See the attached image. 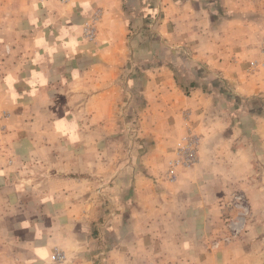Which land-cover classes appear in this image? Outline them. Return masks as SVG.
Returning a JSON list of instances; mask_svg holds the SVG:
<instances>
[{
	"label": "crops",
	"instance_id": "obj_1",
	"mask_svg": "<svg viewBox=\"0 0 264 264\" xmlns=\"http://www.w3.org/2000/svg\"><path fill=\"white\" fill-rule=\"evenodd\" d=\"M64 1L0 0V264H54L56 246L75 264H264V202L219 234L226 196H264V69L247 72L264 30L213 23L209 0ZM188 132L200 161L168 181Z\"/></svg>",
	"mask_w": 264,
	"mask_h": 264
},
{
	"label": "rangeland",
	"instance_id": "obj_2",
	"mask_svg": "<svg viewBox=\"0 0 264 264\" xmlns=\"http://www.w3.org/2000/svg\"><path fill=\"white\" fill-rule=\"evenodd\" d=\"M142 1L143 4H141V6L146 5L145 0H140ZM224 3H222V0H209V7L211 9L212 12V17L214 19L213 23L218 22L219 25H224L226 23V28H228L229 26L227 25V21L229 19H234L236 21H238V24H242L241 29L242 30H248V27L250 25V23H252L253 25H256L255 27L260 28L262 26L261 29H256V30H264V0H224ZM63 4H70L69 0L64 1ZM151 7H153L152 4H150ZM99 16V18L97 19L96 24V28H97V35H98V29H99V24H100V20H101V16H102V10L100 7H98V11L96 12ZM95 15V12L88 18H86L81 26H82V36L85 40H87L88 42H96L95 40H88L84 37L83 34V27L85 25V23L88 20H91V18ZM211 17V18H212ZM144 21L142 22V33L146 34V33H153L154 31H156L157 27L160 25L161 21H162V6H154V9L148 14L146 15L144 18ZM226 20V22L224 21ZM93 21V20H91ZM140 27V26H139ZM255 30V29H253ZM8 52H9V47L6 46ZM258 49H259V55L258 57H255L253 59H251L249 61V67L247 69L248 73L252 71H259V70H263L264 69V35L260 37L259 43H258ZM190 56V52L189 51H183L181 54V58L185 59L187 57ZM184 85V84H183ZM185 92L189 93L188 90H190V86L185 87ZM260 99V98H259ZM261 100V99H260ZM258 101V99H257ZM263 106L259 107L260 109H264V101H261ZM248 103V100H246V104ZM251 104V103H249ZM259 108L257 111H259ZM5 110V109H4ZM3 110V111H4ZM6 112H8V110H5V112H2V115H0V121L3 122V120H5V118L8 117V114H5ZM263 117H264V113H263ZM4 126V125H3ZM127 128L126 129V135L129 138H137L136 135V129L134 127H132L131 125H126ZM190 129V127L188 128V130ZM187 130V131H188ZM191 134V132H188V134ZM260 139L257 138V141H259ZM178 147L175 146V148L172 151L171 156L168 158L167 163H166V171H167V166H168V161L174 156L175 153V149ZM199 147H200V141H199ZM257 162H255V166L257 167V171L259 173H262L264 171V148L263 149H259V151H257ZM198 156H199V151H198ZM200 161V157L197 161V163L194 165H198ZM193 166V167H194ZM188 169H180L178 172V175L181 171H185V170H189ZM258 173V174H259ZM165 178L166 180V173H165ZM177 180V179H176ZM175 180V181H176ZM169 181V180H168ZM175 181H171V182H175ZM263 195H259V194H251V195H246V192L244 191H240V189L235 190V192L229 196H226L227 199V206H229L231 208L230 212L228 213L227 216V221L225 222V227L224 229L219 233V234H228V235H241L243 232H245V230L248 228L249 225V221H251L252 223L254 222L253 219H256V216H259V213L261 211H257L258 213L255 215V211L252 210L251 206L253 203H260V202H264L263 199ZM261 219L264 218V211L261 212ZM261 221V220H259ZM263 226V225H262ZM248 230V229H247ZM264 230V226L262 227V233ZM261 231V227L259 228V233ZM227 236V235H225ZM224 239V238H222ZM59 247V246H56ZM60 249H62L61 247H59ZM55 249V248H54ZM63 250V249H62ZM64 251V250H63ZM105 256V253L102 252L99 256L100 260H99V264H106L105 263V259H103V257ZM69 260V258H68ZM70 264H75L74 262L70 261Z\"/></svg>",
	"mask_w": 264,
	"mask_h": 264
},
{
	"label": "built area",
	"instance_id": "obj_3",
	"mask_svg": "<svg viewBox=\"0 0 264 264\" xmlns=\"http://www.w3.org/2000/svg\"><path fill=\"white\" fill-rule=\"evenodd\" d=\"M99 18L98 14L88 20L83 27L84 37L88 40L97 38L96 22ZM199 138L195 135L187 134L175 149L174 156L168 161L166 177L169 181H175L178 177L180 169H188L193 167L198 159ZM51 260L54 264H70L66 253L59 247L53 250Z\"/></svg>",
	"mask_w": 264,
	"mask_h": 264
}]
</instances>
